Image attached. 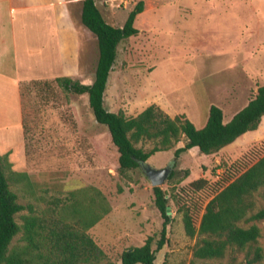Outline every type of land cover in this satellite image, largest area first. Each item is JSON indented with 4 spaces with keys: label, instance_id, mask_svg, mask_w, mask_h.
<instances>
[{
    "label": "rangeland",
    "instance_id": "1",
    "mask_svg": "<svg viewBox=\"0 0 264 264\" xmlns=\"http://www.w3.org/2000/svg\"><path fill=\"white\" fill-rule=\"evenodd\" d=\"M70 8L74 24L72 73L62 76L57 38L36 37V65L18 71L36 78L19 84L20 131L15 128L6 105H0V146L8 143L10 170L25 173L30 186L10 185L23 209L14 220L30 210L36 213L46 201L63 200L67 191L80 186L97 189L110 210L87 234L104 253L102 264H120V253L138 247L150 237L151 248L159 237L162 217L153 206V194L141 168L119 173L117 154L107 131L92 119L86 95L68 93L54 82L68 77L81 84L91 82L97 46L95 37L79 23L82 0ZM141 1L142 11L133 26L138 33L120 41L108 74L103 104L107 111L135 116L153 103L168 108L166 115L185 114L196 128L205 118L208 105L219 107L223 120L241 108L257 85L264 84V0H93L105 23L119 28L128 12ZM16 29V28H15ZM35 47V46H34ZM31 45V48L34 49ZM20 51V47L18 48ZM18 54H20L18 52ZM32 59V58H30ZM10 53L2 74L12 78ZM194 98L193 104L190 98ZM170 110V111H169ZM175 116V115H174ZM264 115L258 128L237 138L210 155L191 148L174 160L177 142L166 151L152 154L145 164L154 169L171 167L173 176L159 188L168 197L169 222L165 243L155 253L153 264H242V253L227 251L222 259L192 258L195 239L183 231L178 207L188 205L194 224L209 199V189L193 192L189 183L203 179L211 185L229 165L252 148L264 152ZM153 142L135 145L149 150ZM173 162V163H172ZM42 199V200H41ZM256 212L264 206V186L253 194ZM258 228L257 246L264 264V219L240 224ZM16 235L12 242L18 241Z\"/></svg>",
    "mask_w": 264,
    "mask_h": 264
},
{
    "label": "trees",
    "instance_id": "2",
    "mask_svg": "<svg viewBox=\"0 0 264 264\" xmlns=\"http://www.w3.org/2000/svg\"><path fill=\"white\" fill-rule=\"evenodd\" d=\"M143 3L137 2L121 27L105 23L93 0L80 3L79 21L96 39L97 59L90 84H81L68 77H56L53 82L64 91L86 95L87 107L96 125L107 131L111 145L117 154V170L123 173L139 168L155 152L166 151L177 142L182 146L174 150V160L191 149L210 155L233 143L247 132L255 131L264 115V84L251 91L243 107L228 121H223L222 110L214 105L206 109L202 127L195 128L183 115L170 118L163 111L149 105L135 116H125L105 109L103 93L108 74L116 56L118 43L135 36L133 26ZM151 141L153 146L143 151L136 148L139 142ZM264 143V142H263ZM172 162V163H173ZM173 171L167 179L173 176ZM10 185L29 187L25 173L10 170L6 154L0 155V264H102L106 259L87 231L110 210L104 196L93 187L80 186L67 191L63 200L52 199L44 203L36 213L21 216L17 224L14 216L23 209L17 202ZM264 186V152L262 147L252 148L233 161L214 183L207 185L203 179L189 183L193 192L205 190L209 199L194 224L193 211L181 205L184 234L195 239L192 258L201 261L222 259L227 251L243 254L242 264L260 261L261 249L257 246L258 228L252 221L264 219V206L254 213L253 194ZM153 206L163 221L159 237H148L142 245L123 250L120 264H153L155 253L165 243V228L169 222L165 208L168 197L159 187H152ZM42 200V199H41ZM19 235L18 241L12 242ZM234 257L231 259L233 264Z\"/></svg>",
    "mask_w": 264,
    "mask_h": 264
},
{
    "label": "crops",
    "instance_id": "3",
    "mask_svg": "<svg viewBox=\"0 0 264 264\" xmlns=\"http://www.w3.org/2000/svg\"><path fill=\"white\" fill-rule=\"evenodd\" d=\"M76 2V0H0V105H6L10 115L16 118L15 128L21 138L18 142L22 140L18 86L22 82L36 80V78L27 76V72L20 75L18 68L21 65L25 70H28L36 65V57L32 54L36 53V37L44 40V37L55 36L57 38L55 42L58 44L62 76L72 73L75 42L73 37L74 24L70 16V8ZM31 45L35 46L34 49L31 48ZM19 47L20 51L18 50ZM9 53L13 69L12 78L2 74ZM193 99V97L190 98V101L195 104ZM153 104L168 112V108L163 104ZM170 113H172V116L180 114L177 112ZM183 115L186 117L185 114ZM205 119L206 114L200 127L203 126ZM19 145L21 146V141ZM0 147L2 153L12 149L9 143Z\"/></svg>",
    "mask_w": 264,
    "mask_h": 264
},
{
    "label": "water",
    "instance_id": "4",
    "mask_svg": "<svg viewBox=\"0 0 264 264\" xmlns=\"http://www.w3.org/2000/svg\"><path fill=\"white\" fill-rule=\"evenodd\" d=\"M140 168L151 187H159L162 185V183L169 177L171 173L170 166H166L161 169H154L144 163L140 166ZM165 211L166 215L169 217V208L166 207Z\"/></svg>",
    "mask_w": 264,
    "mask_h": 264
}]
</instances>
